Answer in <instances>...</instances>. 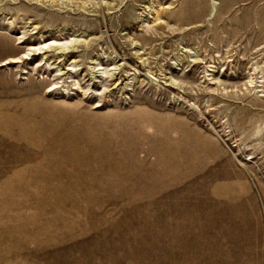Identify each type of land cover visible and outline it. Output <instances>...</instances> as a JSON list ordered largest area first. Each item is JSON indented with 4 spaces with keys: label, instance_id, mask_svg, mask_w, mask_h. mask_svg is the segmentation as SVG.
Masks as SVG:
<instances>
[{
    "label": "rangeland",
    "instance_id": "obj_1",
    "mask_svg": "<svg viewBox=\"0 0 264 264\" xmlns=\"http://www.w3.org/2000/svg\"><path fill=\"white\" fill-rule=\"evenodd\" d=\"M0 264H264V0H0Z\"/></svg>",
    "mask_w": 264,
    "mask_h": 264
}]
</instances>
